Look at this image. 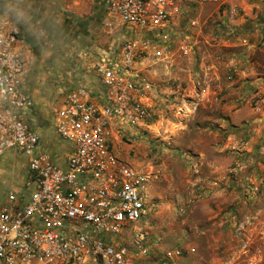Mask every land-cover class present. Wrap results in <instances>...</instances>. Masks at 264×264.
<instances>
[{"label":"built area","instance_id":"1","mask_svg":"<svg viewBox=\"0 0 264 264\" xmlns=\"http://www.w3.org/2000/svg\"><path fill=\"white\" fill-rule=\"evenodd\" d=\"M205 4L223 5L107 1L105 29L132 35L110 55H83L84 67L99 82L97 93L82 85L61 92L53 129L71 147L65 167L41 151L40 134L19 113L34 103L23 90V34L0 16V160L14 151L26 157L28 167L25 193H8L0 207V264H177L184 256L183 249H164L154 233L152 175L122 158L114 132L149 121L154 87L146 70L167 69L195 55L189 29L199 27L198 19L180 33L172 23L184 7ZM230 14L238 12L233 8ZM226 35L233 40L238 32L232 28ZM253 104L263 115L264 96ZM131 226L133 239L124 241Z\"/></svg>","mask_w":264,"mask_h":264},{"label":"rangeland","instance_id":"2","mask_svg":"<svg viewBox=\"0 0 264 264\" xmlns=\"http://www.w3.org/2000/svg\"><path fill=\"white\" fill-rule=\"evenodd\" d=\"M8 2L0 0V9ZM123 35L114 39L119 48ZM89 39L65 46L66 66L55 73L72 78V87L87 72L83 55L95 52L83 45ZM172 68L146 70L154 87L149 121L114 132L122 158L152 175L153 231L164 249L184 250L177 264H264V130L252 131V122L264 124L253 111L264 94L237 99L238 77L227 66L210 80L193 68L174 77L166 73Z\"/></svg>","mask_w":264,"mask_h":264},{"label":"crops","instance_id":"3","mask_svg":"<svg viewBox=\"0 0 264 264\" xmlns=\"http://www.w3.org/2000/svg\"><path fill=\"white\" fill-rule=\"evenodd\" d=\"M106 1L9 0L7 7L0 9V16L15 23L23 34L21 49L27 65L23 90L34 103L19 113L40 134L41 151L50 152L54 161L62 167L66 166L71 147L59 140L53 124L58 108L55 107L57 96L64 89L73 88L70 86L72 78L63 79L61 74L55 75L56 71L66 66L65 46L72 41L92 37V41H84L83 45L95 52L110 55L119 49L118 42L114 40L117 35L124 33L123 39L132 35L128 30L119 33L105 29L102 23L106 16ZM222 3L182 9L172 25L180 33L190 19H198L199 27L189 29L196 53L192 57L177 59L172 70L166 73L172 72L175 77L185 68H193L199 75L203 72L210 80L215 76L220 77V67L227 66L228 72L234 71L238 77L234 81L240 85L237 99H244L247 95L260 97L264 94V0H222ZM233 8L237 10V16L230 14ZM232 28L238 32L233 40L226 35ZM222 46L224 50H220ZM49 47H58V50H49ZM84 70L87 72L79 82L97 93L99 82L93 70L86 67ZM60 79L62 85L58 81ZM152 102L151 98L149 105ZM252 123L256 125L253 133L264 130L262 120ZM27 174L26 157L9 151L0 160V207L8 193H25Z\"/></svg>","mask_w":264,"mask_h":264}]
</instances>
